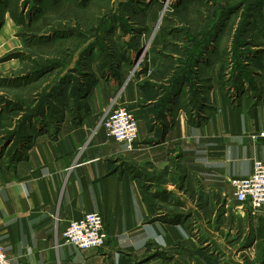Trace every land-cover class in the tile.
Returning a JSON list of instances; mask_svg holds the SVG:
<instances>
[{"label":"crops","instance_id":"1","mask_svg":"<svg viewBox=\"0 0 264 264\" xmlns=\"http://www.w3.org/2000/svg\"><path fill=\"white\" fill-rule=\"evenodd\" d=\"M261 70L263 86L239 94L237 102L211 88L210 110L193 116L198 123L179 102L182 91L164 107L162 93L130 65L122 64L116 77L97 78L84 96L85 108L65 112L54 126L33 134L10 164L0 158V243L9 263L133 264L149 242L162 247L184 241L185 250L197 244L189 227L200 213L190 199L197 194L205 201L217 198L210 201L216 208L247 209L236 201L231 179L249 176L255 160H264V137H253L264 132V62ZM118 94L117 102L138 120L132 150L101 124ZM180 178L185 185L179 188L172 182ZM177 186L187 198L185 221H149L161 203L176 205L164 196L181 195ZM86 212L102 215L107 235L102 250L65 242L69 221ZM254 214V228L264 232V208ZM217 238L222 241L220 234Z\"/></svg>","mask_w":264,"mask_h":264},{"label":"rangeland","instance_id":"2","mask_svg":"<svg viewBox=\"0 0 264 264\" xmlns=\"http://www.w3.org/2000/svg\"><path fill=\"white\" fill-rule=\"evenodd\" d=\"M263 62L264 0H0V158L10 164L33 134L85 108L95 80L116 77L122 64L162 93L164 107L182 89L179 102L195 119L210 110L214 86L233 102L241 87L263 86ZM179 188L164 196L176 205L161 203L149 221H185ZM203 198H190L200 212L189 226L197 244L149 242L133 264H264L255 214Z\"/></svg>","mask_w":264,"mask_h":264},{"label":"built area","instance_id":"3","mask_svg":"<svg viewBox=\"0 0 264 264\" xmlns=\"http://www.w3.org/2000/svg\"><path fill=\"white\" fill-rule=\"evenodd\" d=\"M116 96L113 105L104 115L101 124L107 133L116 141L126 145L128 150L134 149L139 136L138 120L128 106L120 105ZM264 137V132L253 135ZM236 189V201L253 213L264 208V160H255L253 171L249 176L231 179ZM63 236L81 250L101 249L107 243L104 232V220L99 212H86L77 219L70 220ZM0 264H10L9 258L0 243Z\"/></svg>","mask_w":264,"mask_h":264},{"label":"trees","instance_id":"4","mask_svg":"<svg viewBox=\"0 0 264 264\" xmlns=\"http://www.w3.org/2000/svg\"><path fill=\"white\" fill-rule=\"evenodd\" d=\"M239 79H240V78H239ZM181 91H182V89H181ZM181 91L179 90V92H181ZM243 92H244V89L241 87V88H240V93H243ZM193 120H195V119H193ZM195 121H196V120H195ZM196 122L198 123L199 120H197Z\"/></svg>","mask_w":264,"mask_h":264}]
</instances>
